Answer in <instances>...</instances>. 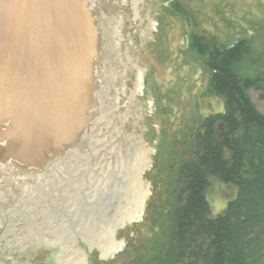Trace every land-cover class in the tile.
<instances>
[{"label": "water", "instance_id": "1", "mask_svg": "<svg viewBox=\"0 0 264 264\" xmlns=\"http://www.w3.org/2000/svg\"><path fill=\"white\" fill-rule=\"evenodd\" d=\"M125 5L132 1L0 0V237H26L51 220L62 195L73 190L77 204L68 212L75 232L50 223L48 233L34 239L50 244L51 262L90 254L132 188V150L143 148L141 136L134 137L145 109L137 96L130 137L110 152L116 91L126 69L117 46ZM209 180L217 216L238 188Z\"/></svg>", "mask_w": 264, "mask_h": 264}, {"label": "flooded vegetation", "instance_id": "2", "mask_svg": "<svg viewBox=\"0 0 264 264\" xmlns=\"http://www.w3.org/2000/svg\"><path fill=\"white\" fill-rule=\"evenodd\" d=\"M190 1L197 4L133 0L131 6L125 5L118 22V50L126 69L116 91L113 145L126 144L131 99L137 96L145 105L140 125L134 129V137L141 136L139 143L145 151L143 173L149 180L143 182L164 185V201L173 202L169 207L178 233L207 235L206 220H214L220 229L227 228L235 235V244L227 249L220 245L219 264H264V193L258 184L227 183L211 174L225 172L235 163L234 151L228 146L232 101L229 89L220 85L226 68L237 77L248 103L264 115V0ZM140 72L141 88H137ZM210 100L214 106L206 103ZM197 177L209 185L201 189V205L194 207L188 188ZM210 177L238 188L236 199L217 216L208 198ZM175 184L186 187L173 190ZM243 185L253 186L251 197L240 198ZM73 195V190L62 195L59 202H63L56 206L58 213H50L52 219L37 223L26 237H0V264H52L50 244L38 246L34 239L46 235V224L50 223L74 231L68 212L76 208ZM243 236H247L244 243ZM199 240L201 250L210 249L209 241Z\"/></svg>", "mask_w": 264, "mask_h": 264}, {"label": "rangeland", "instance_id": "3", "mask_svg": "<svg viewBox=\"0 0 264 264\" xmlns=\"http://www.w3.org/2000/svg\"><path fill=\"white\" fill-rule=\"evenodd\" d=\"M184 3L189 6L197 4L190 0H184ZM144 179L149 180V177L142 171L141 180ZM144 185L148 194L141 217L115 231L117 249L102 256L100 250L91 248L90 254L85 253V260L81 264H204L199 256L202 251L199 239L204 238L207 242V235H180L174 213L171 214L172 208L169 207L173 202L164 201V185ZM184 185L186 187V184H175L173 190ZM52 264H56V260Z\"/></svg>", "mask_w": 264, "mask_h": 264}, {"label": "trees", "instance_id": "4", "mask_svg": "<svg viewBox=\"0 0 264 264\" xmlns=\"http://www.w3.org/2000/svg\"><path fill=\"white\" fill-rule=\"evenodd\" d=\"M230 52L235 56V49ZM220 85L229 89V97L232 101L228 119V146L234 151L235 163L225 172L217 171L211 174L224 178L227 183L258 184L256 187L264 193V115L248 103L246 96L240 91L237 77L227 68L220 75ZM207 185L209 184H205L202 177L190 181V197H193L194 207L201 205L200 197H204L201 189L206 188ZM242 187L240 198L251 197L253 186ZM259 194L262 195L260 192ZM199 223L203 224L204 220H200ZM219 224L214 220H206L208 237L206 238L210 242V249L199 253L204 264H219L220 245L223 244L227 249V245L235 244V235L227 228L220 229Z\"/></svg>", "mask_w": 264, "mask_h": 264}, {"label": "bare ground", "instance_id": "5", "mask_svg": "<svg viewBox=\"0 0 264 264\" xmlns=\"http://www.w3.org/2000/svg\"><path fill=\"white\" fill-rule=\"evenodd\" d=\"M143 73L140 72V83ZM145 168V152L143 148H133L127 184L132 188L124 191V203H119V208H113L110 228H101L102 239L98 242L93 240L92 247L100 249L102 256H107L117 249L118 242L114 236L115 231L126 223L132 222L141 217L147 188L141 180V172ZM246 236L241 238L244 243ZM85 260V253H76L56 261V264H81Z\"/></svg>", "mask_w": 264, "mask_h": 264}]
</instances>
